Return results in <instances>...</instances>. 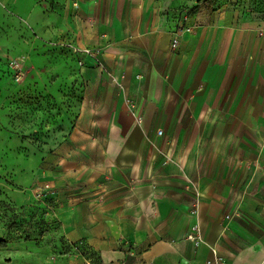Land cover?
<instances>
[{"label": "crops", "instance_id": "0c3cea01", "mask_svg": "<svg viewBox=\"0 0 264 264\" xmlns=\"http://www.w3.org/2000/svg\"><path fill=\"white\" fill-rule=\"evenodd\" d=\"M57 11L59 36L99 52L74 54L82 101L32 183L51 185L59 236L100 264H260L264 20L200 9L174 47L179 17L158 0Z\"/></svg>", "mask_w": 264, "mask_h": 264}, {"label": "rangeland", "instance_id": "374dc122", "mask_svg": "<svg viewBox=\"0 0 264 264\" xmlns=\"http://www.w3.org/2000/svg\"><path fill=\"white\" fill-rule=\"evenodd\" d=\"M158 1L175 17L206 8L264 20V0ZM32 2L25 15L0 3V264H77L75 243L59 236L56 219L31 189L82 101L75 53L58 35L59 0Z\"/></svg>", "mask_w": 264, "mask_h": 264}, {"label": "built area", "instance_id": "2783aa9c", "mask_svg": "<svg viewBox=\"0 0 264 264\" xmlns=\"http://www.w3.org/2000/svg\"><path fill=\"white\" fill-rule=\"evenodd\" d=\"M191 29H192V25H191L190 12H183L178 19L177 27L175 30V37H174L173 42H172L173 46L174 47L177 46L179 36H181L186 31H190ZM71 48H72L74 53L84 52V53L90 54V55L95 56V57L99 53V52L94 51V49L80 48L76 45L71 46ZM158 133L160 135L163 134V132L161 130H159ZM170 159H171V154L167 153L165 156L164 163H168L170 161ZM31 189H32V192H33V194L37 200H40V201L46 203V201L48 200V196L51 193V185L49 183H46V182L41 183V184L37 183V184H34V186H32ZM240 215H241V213L239 212V210L237 208L233 212L227 213L225 215V218L230 220V219H232L234 217H238ZM187 238L190 240H193L196 243L198 242V239L194 236V234H189L187 236ZM83 245H84V242L82 240L75 243L74 248L77 250V255H82ZM84 264H90V262L86 261ZM214 264H227V263H225L223 260H219ZM260 264H264V259L262 260V262Z\"/></svg>", "mask_w": 264, "mask_h": 264}, {"label": "trees", "instance_id": "16d2710c", "mask_svg": "<svg viewBox=\"0 0 264 264\" xmlns=\"http://www.w3.org/2000/svg\"><path fill=\"white\" fill-rule=\"evenodd\" d=\"M86 254H87V248H86V246L83 245V247H82V255L84 257H86Z\"/></svg>", "mask_w": 264, "mask_h": 264}]
</instances>
